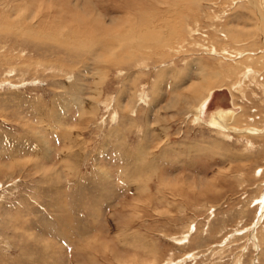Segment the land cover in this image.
<instances>
[{
	"label": "rangeland",
	"instance_id": "374dc122",
	"mask_svg": "<svg viewBox=\"0 0 264 264\" xmlns=\"http://www.w3.org/2000/svg\"><path fill=\"white\" fill-rule=\"evenodd\" d=\"M0 264H264V0H0Z\"/></svg>",
	"mask_w": 264,
	"mask_h": 264
},
{
	"label": "bare ground",
	"instance_id": "6f19581e",
	"mask_svg": "<svg viewBox=\"0 0 264 264\" xmlns=\"http://www.w3.org/2000/svg\"><path fill=\"white\" fill-rule=\"evenodd\" d=\"M215 92H216V90H214V91H212V92H210V95L207 97V100L205 101H203L199 106H198V108L196 109V113H197V115H198V117L199 118H201V107L204 105V103H207L208 101H212V98H213V95L215 94ZM210 104V103H209ZM221 110H224V108H220ZM219 112V111H218ZM231 116V115H230ZM220 117H222L223 119L225 118V117H227V116H225L224 117V114L223 113H219V115H218V117L217 118H215L214 119V121H213V126H217V125H219V123H222V122H219V121H221V120H218V118H220ZM228 118V117H227ZM218 121H217V120Z\"/></svg>",
	"mask_w": 264,
	"mask_h": 264
}]
</instances>
